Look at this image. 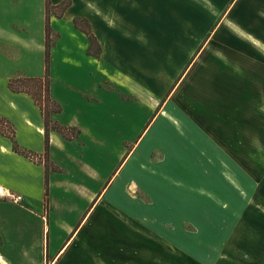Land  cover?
<instances>
[{
  "label": "crops",
  "instance_id": "obj_1",
  "mask_svg": "<svg viewBox=\"0 0 264 264\" xmlns=\"http://www.w3.org/2000/svg\"><path fill=\"white\" fill-rule=\"evenodd\" d=\"M230 1L224 10L235 15L239 0ZM209 2L50 0L68 4L50 15V97L61 106L51 119L76 131L66 139L51 130L47 147L40 106L9 87L16 77L46 75L47 0H0V186L23 196L0 199V264H172L171 230L146 225L120 172L130 145L191 69L183 73L180 26L189 17L202 27L196 12L219 10V0ZM76 18L89 22L99 57ZM248 25V40L264 46V23ZM3 121L32 158L14 150Z\"/></svg>",
  "mask_w": 264,
  "mask_h": 264
},
{
  "label": "rangeland",
  "instance_id": "obj_2",
  "mask_svg": "<svg viewBox=\"0 0 264 264\" xmlns=\"http://www.w3.org/2000/svg\"><path fill=\"white\" fill-rule=\"evenodd\" d=\"M228 1L180 26L192 67L119 171L146 225L171 230L172 264H264V46L243 31L264 23V0L235 15Z\"/></svg>",
  "mask_w": 264,
  "mask_h": 264
},
{
  "label": "trees",
  "instance_id": "obj_3",
  "mask_svg": "<svg viewBox=\"0 0 264 264\" xmlns=\"http://www.w3.org/2000/svg\"><path fill=\"white\" fill-rule=\"evenodd\" d=\"M68 7V4L54 8L51 6L50 0H47L46 11H47V24H46V75L42 78H27V77H16L9 83V87L13 92H25L30 94L36 103L40 106L45 120L46 126V144L49 145V132L54 130L62 134L66 139H69L76 131L73 128H67L59 125L51 119L52 114H58L61 112V106L51 99L50 97V62H51V49L53 46L52 30L50 28V15L51 11L59 9L60 13L64 12ZM56 15L59 13L55 12ZM75 26L82 29L89 39V53L99 57L100 46L95 36L91 32V27L86 19L76 18ZM2 124L8 127L7 134L12 138L14 150L22 155L32 158L33 156L26 153L20 148L16 140L13 138V130L9 126L8 122L3 121ZM52 127H51V126ZM46 163L49 164L48 154H46ZM49 169V165L47 166Z\"/></svg>",
  "mask_w": 264,
  "mask_h": 264
},
{
  "label": "built area",
  "instance_id": "obj_4",
  "mask_svg": "<svg viewBox=\"0 0 264 264\" xmlns=\"http://www.w3.org/2000/svg\"><path fill=\"white\" fill-rule=\"evenodd\" d=\"M0 199L9 200L14 203L23 202V196L0 186Z\"/></svg>",
  "mask_w": 264,
  "mask_h": 264
}]
</instances>
